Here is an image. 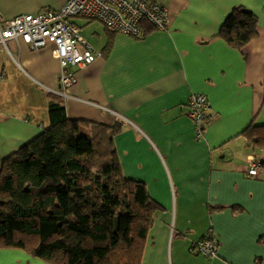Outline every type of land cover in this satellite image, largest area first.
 <instances>
[{"label": "crops", "instance_id": "0c3cea01", "mask_svg": "<svg viewBox=\"0 0 264 264\" xmlns=\"http://www.w3.org/2000/svg\"><path fill=\"white\" fill-rule=\"evenodd\" d=\"M67 0H0V24L20 15L62 8ZM169 15L166 30L139 38L112 33L96 20L73 18L100 54L74 69L71 98L59 91L51 48L23 41L0 45V167L50 127L49 96L69 121L118 131L112 138L125 178L141 181L162 207L154 216L140 264H264V147L244 132L264 125V0H152ZM256 17L257 38L243 48L218 36L232 8ZM191 93L208 99L210 120L201 138L187 117ZM79 125H75L77 132ZM211 233L214 257L190 245ZM0 264H47L22 250L0 249Z\"/></svg>", "mask_w": 264, "mask_h": 264}, {"label": "trees", "instance_id": "16d2710c", "mask_svg": "<svg viewBox=\"0 0 264 264\" xmlns=\"http://www.w3.org/2000/svg\"><path fill=\"white\" fill-rule=\"evenodd\" d=\"M256 25L251 11L236 6L218 36L241 49L257 38ZM144 26L154 28L142 22V36ZM48 102V130L0 167V249L47 264H140L162 207L143 182L124 177L112 145L118 129L69 121L60 100ZM244 134L264 147V125Z\"/></svg>", "mask_w": 264, "mask_h": 264}, {"label": "built area", "instance_id": "2783aa9c", "mask_svg": "<svg viewBox=\"0 0 264 264\" xmlns=\"http://www.w3.org/2000/svg\"><path fill=\"white\" fill-rule=\"evenodd\" d=\"M79 17L96 20L114 33L133 38L142 36V22L158 31L166 30L169 23L166 8L152 0H67L59 10L20 15L0 24V45L6 48V42L15 40L23 41L32 50L50 47L51 55L61 67L57 94L70 99L71 89L78 82L74 69L87 67L100 56L73 23V18ZM189 96L187 117L194 123L196 137L201 138L210 120L208 99L201 93ZM247 165L248 176H264V164L252 159ZM189 250L194 255L212 258L217 252V241L211 233H207L204 238L192 243Z\"/></svg>", "mask_w": 264, "mask_h": 264}, {"label": "rangeland", "instance_id": "374dc122", "mask_svg": "<svg viewBox=\"0 0 264 264\" xmlns=\"http://www.w3.org/2000/svg\"><path fill=\"white\" fill-rule=\"evenodd\" d=\"M25 253V252H24ZM28 257H31V256H28Z\"/></svg>", "mask_w": 264, "mask_h": 264}]
</instances>
